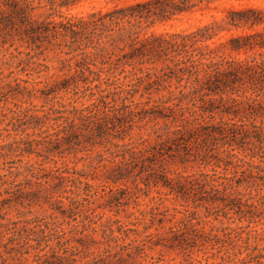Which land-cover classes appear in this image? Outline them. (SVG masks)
<instances>
[{"label": "trees", "instance_id": "1", "mask_svg": "<svg viewBox=\"0 0 264 264\" xmlns=\"http://www.w3.org/2000/svg\"><path fill=\"white\" fill-rule=\"evenodd\" d=\"M76 1L0 0L1 43L17 38L37 54H61L56 66L35 62L29 52L27 58L3 62L8 72L0 81V114L7 120L0 132L6 131L8 138L10 127L14 136L0 142V211L6 203L21 205L22 199L28 206L37 203L43 191L46 202L57 194L51 208L61 215L66 214L60 205L65 199L74 222L65 231L57 230L56 215L11 220L0 213V235L10 233L9 250L23 259L31 253L34 264H43L47 256L56 264H75L88 246L79 242L81 248L66 247L65 234L85 236L89 229L100 231L104 256L119 253L118 262L123 261L121 253L130 259L144 254L147 244L191 252L202 245L197 239L212 217L221 224L210 230H221L230 242L217 250L216 264H264V246L249 245L250 231L237 244L236 231L257 232L251 224L259 220L252 210L264 202V57L226 53L264 48V37L244 34L215 42L220 31L230 30L215 20L192 30H150L189 11V0H146L85 14L63 13V7ZM228 17L233 28L259 24L254 10L229 11ZM38 92L67 101H57L58 107L41 110L40 116L32 107H21ZM48 123L50 131L43 129ZM92 150L96 155L87 167L101 171V183H91L95 176L85 170L55 166V155ZM48 162L55 165L45 166ZM169 164L201 169L174 173ZM151 188L181 201V208L174 207L167 217V209L150 206L151 224L143 231L118 220L93 226L96 222L87 215L100 199L126 214L129 201L137 205V192L147 195ZM165 220H173L167 235L147 232L154 221L161 226ZM128 232L139 239L125 243ZM255 250L258 254L252 256Z\"/></svg>", "mask_w": 264, "mask_h": 264}, {"label": "rangeland", "instance_id": "2", "mask_svg": "<svg viewBox=\"0 0 264 264\" xmlns=\"http://www.w3.org/2000/svg\"><path fill=\"white\" fill-rule=\"evenodd\" d=\"M146 0H77L73 5L68 8H62L61 10L65 14H85L87 12L102 9L105 10L107 8H112L114 6H125L134 4L137 2H142ZM193 7L187 12L177 14L173 16L171 19L162 22L156 23L153 25L150 30H155L156 32H177L181 30H192L195 27L211 23L212 21H217L220 25L224 27L230 28L229 31L222 30L216 36L213 41H225L232 36L250 34V35H260L264 37V0H189ZM243 10H254L256 11L257 18L259 19V24L251 27H239L233 28L230 27L226 22L229 20L228 14L229 11H243ZM256 40H259V36H255ZM8 40L6 43L0 42V81L6 80L4 76L7 74L8 69L3 65L4 61H10L12 57V62H16L21 58H27L25 54L29 52V55L33 56V60L35 62H44L47 65L56 66L57 58L61 56L57 52H52L48 50H43L42 54H37L38 51L31 50L26 47V45L15 38L14 40ZM12 44L9 46V44ZM226 53L231 56H236L239 58L250 57L251 55H255L256 57L263 56L264 57V48H259L255 45L253 48H247L245 50H239V52L226 49ZM33 68H36L35 64L31 65ZM31 73L30 78H35L36 74L33 70L28 69ZM53 72V69L50 70V73ZM18 73V72H17ZM20 77L25 78L24 73L20 74ZM38 85V87H40ZM163 94H153V98H158ZM11 101V100H10ZM57 101L66 102V98L63 100H50L38 93H36V97H32L26 103H23L21 107H32L36 114L41 115V110H45L49 107L56 108L58 107ZM77 105V104H76ZM8 107H12L11 103L6 104ZM9 115V114H8ZM6 118L4 119L0 114V128L4 126L6 122ZM47 127H43V129L47 128L49 131L51 130L50 123L46 125ZM8 128L9 137L6 138V131L0 132V142L5 141L7 139L12 138L14 135L13 130ZM37 131V130H36ZM28 133H31L28 130ZM40 150V147L38 148ZM98 150V149H97ZM102 151L101 148H99ZM96 155L95 150L90 152H68L63 154V157H57L55 155L54 159L56 160V165L52 162L45 163V166H57V167H67L69 169L75 170H85L89 174L94 175L95 178L90 180L91 183H101L102 176L101 171L98 170H89L87 165L92 157ZM33 159L40 160L41 157ZM256 161V160H255ZM169 169L180 173H193L201 167H197L196 165L192 166L190 164L179 165V164H169ZM206 171H210V167L205 168ZM217 171H221L220 168L216 169ZM128 186H130L128 184ZM29 189V188H28ZM32 190L36 189V186L33 185L31 187ZM145 190H141L137 192V205L133 202L129 201L128 206L126 207V215L121 208H119L116 213L115 207H110L105 205L104 201L100 199L97 203L91 205L92 208H95L93 213H87L88 217L92 219V221L96 222V225L100 222H104L106 220H118L120 223L125 224L129 228L137 227L139 231H143L142 228L144 225L151 224L150 215L146 212L150 206L157 207L160 211H166V216L169 217L170 214L174 213L173 208H181V201L175 200L171 195H163L158 194L153 188L148 191L147 195H144ZM264 193V189L262 190ZM44 192H41V198L39 202L33 203L31 205H27V201L22 199V204L18 203H6L3 209L0 211L1 214L4 215L5 219H21V218H31V217H46L49 215H56L54 222L56 224L57 230H65L68 231L71 228V225L74 222L69 218L67 206L68 202L64 199L63 204L61 203V208L65 210L66 214L61 215L59 212L55 211L51 207L55 206L53 201L55 199V195L52 198H47V202L43 201ZM154 197V199H152ZM160 197V198H159ZM100 204L101 207L96 206ZM190 209H192L190 207ZM75 210L74 212H76ZM199 214H203L204 210L202 208L197 209ZM252 213L256 216L255 220H259L256 224H251V226L256 229V233L252 230H236L239 233L240 239L237 240V244L241 245L243 239L246 237V232L250 231V239L249 245L251 247H263L264 246V202H261L257 205L256 209L252 210ZM102 215L101 219L96 215ZM76 220L79 221L81 218L75 214ZM209 222L202 225L205 230V234L201 235L198 238L197 242H202L201 246L192 247L191 252H182L181 249L175 248H167L161 246H151L147 244L144 248V254L135 255L134 258H127L124 253H121L123 258L122 262H118V258H120L119 253L109 254L107 257L104 256V252L102 251L103 247V239L100 236V231H96L95 234L88 229L83 232L85 236L74 234L73 231L66 232L65 238L68 240L66 247H80L79 242H83L85 246H88V249L83 248L82 252H80L76 256L75 264H216L219 262V255L217 250L223 249L224 247H230V242L227 240L225 236H223L221 230H210L213 226H220V222L214 221L212 217H209ZM221 222L225 225L230 223L228 220L219 217ZM245 223V221H243ZM173 220L171 222L164 221L161 226L154 221L147 232H160L166 233L169 232V227L172 226ZM78 228L81 229L80 226ZM158 229V230H155ZM116 234V233H115ZM166 233L165 235H167ZM128 238L124 240L125 243L131 242V240L139 237H135L133 232H128ZM10 237V233L0 235V264H34L33 257L31 253L28 255H24L23 259L14 251H10V244L7 243V239ZM79 237L81 241L79 240ZM92 239H94L95 244H92ZM156 239V237H154ZM113 245V243H111ZM237 252V246H234L233 249ZM112 251V250H111ZM264 254V251H262ZM258 252L255 250L252 252V256L257 255ZM115 255V257H113ZM102 262V263H101ZM43 264H56L55 260L47 256L46 260L42 261Z\"/></svg>", "mask_w": 264, "mask_h": 264}]
</instances>
